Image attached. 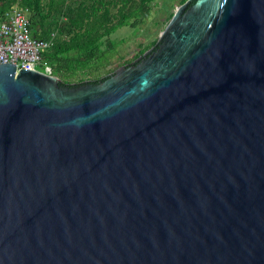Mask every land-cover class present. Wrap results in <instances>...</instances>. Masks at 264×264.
<instances>
[{
  "label": "water",
  "instance_id": "water-1",
  "mask_svg": "<svg viewBox=\"0 0 264 264\" xmlns=\"http://www.w3.org/2000/svg\"><path fill=\"white\" fill-rule=\"evenodd\" d=\"M0 62V264H264V0H183L91 83Z\"/></svg>",
  "mask_w": 264,
  "mask_h": 264
},
{
  "label": "trees",
  "instance_id": "trees-1",
  "mask_svg": "<svg viewBox=\"0 0 264 264\" xmlns=\"http://www.w3.org/2000/svg\"><path fill=\"white\" fill-rule=\"evenodd\" d=\"M152 1L0 0V17L16 3L26 7L34 36L46 37L55 30L51 43L41 52V60L63 82L62 77L73 70L93 72L109 62L114 52L110 33L125 23L132 27L138 25ZM109 73L88 80L95 82ZM82 80L79 78L73 84Z\"/></svg>",
  "mask_w": 264,
  "mask_h": 264
},
{
  "label": "rangeland",
  "instance_id": "rangeland-1",
  "mask_svg": "<svg viewBox=\"0 0 264 264\" xmlns=\"http://www.w3.org/2000/svg\"><path fill=\"white\" fill-rule=\"evenodd\" d=\"M181 2V0H153L138 25L132 27L125 23L117 26L110 33V37L114 40V52L109 62L93 72L84 69L73 70L70 74L62 77L63 82L73 83L79 78L88 79L102 75L112 71L117 65L126 61L130 62L142 54L155 43L170 14ZM51 32L54 34L55 30Z\"/></svg>",
  "mask_w": 264,
  "mask_h": 264
},
{
  "label": "built area",
  "instance_id": "built-area-1",
  "mask_svg": "<svg viewBox=\"0 0 264 264\" xmlns=\"http://www.w3.org/2000/svg\"><path fill=\"white\" fill-rule=\"evenodd\" d=\"M53 35L50 32L46 37L34 36L26 7L12 4L0 17V62L15 63V71L26 67L53 74L51 66L41 60V52L51 43Z\"/></svg>",
  "mask_w": 264,
  "mask_h": 264
},
{
  "label": "flooded vegetation",
  "instance_id": "flooded-vegetation-1",
  "mask_svg": "<svg viewBox=\"0 0 264 264\" xmlns=\"http://www.w3.org/2000/svg\"><path fill=\"white\" fill-rule=\"evenodd\" d=\"M130 62H131V61H130ZM128 63H129V62H128ZM123 64H127V63H123ZM111 72H112V71H110V73H109V74H111ZM90 82H91V83H93V81H90Z\"/></svg>",
  "mask_w": 264,
  "mask_h": 264
}]
</instances>
